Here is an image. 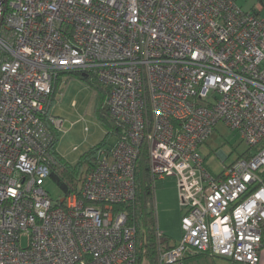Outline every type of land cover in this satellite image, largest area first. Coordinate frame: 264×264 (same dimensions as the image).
Here are the masks:
<instances>
[{
    "label": "built area",
    "instance_id": "2783aa9c",
    "mask_svg": "<svg viewBox=\"0 0 264 264\" xmlns=\"http://www.w3.org/2000/svg\"><path fill=\"white\" fill-rule=\"evenodd\" d=\"M66 71L108 88L118 133L80 191L54 200L64 120L44 115ZM220 122L251 157L215 175L202 148ZM144 147L184 209L160 264L195 252L261 264L264 18L236 0H0V264H138L137 225L115 207L136 197Z\"/></svg>",
    "mask_w": 264,
    "mask_h": 264
},
{
    "label": "rangeland",
    "instance_id": "374dc122",
    "mask_svg": "<svg viewBox=\"0 0 264 264\" xmlns=\"http://www.w3.org/2000/svg\"><path fill=\"white\" fill-rule=\"evenodd\" d=\"M263 1L237 0L245 10L255 8L264 18ZM104 102L105 97L90 82L75 74H65L62 77L50 107V113L64 120L59 132L57 150L69 163L76 164L83 154L102 143L107 134L114 131V122L108 123L99 117L98 109ZM115 139L116 135L110 136L111 143ZM248 150L249 146L242 140L239 133L220 122L214 134L202 148V153L206 157L209 170L219 175L224 171L225 166L230 165ZM220 152L225 154L226 158H223ZM45 187L54 200L64 197V192L51 178L47 179ZM154 191V210L159 229L172 236L171 239L181 241L184 209L176 178L156 180ZM26 243V239H23V244L26 245ZM142 264H149V262L145 259ZM215 264L234 263L223 257H215Z\"/></svg>",
    "mask_w": 264,
    "mask_h": 264
},
{
    "label": "trees",
    "instance_id": "16d2710c",
    "mask_svg": "<svg viewBox=\"0 0 264 264\" xmlns=\"http://www.w3.org/2000/svg\"><path fill=\"white\" fill-rule=\"evenodd\" d=\"M264 3V1H263ZM256 14V10H252ZM65 74H75L79 78L88 81L94 88H97L105 97V102L98 109L99 117L108 122H114V131L109 132L105 140L99 145L91 148L81 156L76 164L69 163L64 159L57 150L59 140V132L55 133V142L53 144V152L58 164L52 169L50 178L54 180L60 189L67 196L74 192L80 191V185L85 173L93 166L98 151L110 143V136L117 135L118 122L110 115L107 107V96L109 90L106 86L99 82L98 78L89 73L81 71H66L59 75L55 83L52 94L46 105L44 118L54 116L50 113V107L56 96L60 81ZM241 157H251L249 150L240 155ZM155 178L150 171V159L147 149L144 147L139 155L136 169V197L134 200L116 205V211H126L129 215L130 223H135L138 229V258L142 264L145 259L149 264H160L162 254L174 247L172 239L169 235L163 233L157 224L156 213L154 210L155 203ZM215 257L208 252H195L185 255V264H215Z\"/></svg>",
    "mask_w": 264,
    "mask_h": 264
},
{
    "label": "crops",
    "instance_id": "0c3cea01",
    "mask_svg": "<svg viewBox=\"0 0 264 264\" xmlns=\"http://www.w3.org/2000/svg\"><path fill=\"white\" fill-rule=\"evenodd\" d=\"M237 1V0H236ZM238 3V2H237ZM239 4V3H238ZM242 8H243V6L241 5V4H239ZM244 9V8H243ZM245 10V9H244ZM251 10H255V8L254 9H251ZM256 12L258 13V15H260L261 16V14H260V12L258 11V10H256ZM162 231V230H161ZM163 233H165V234H167V235H169L167 232H164V231H162ZM170 236V235H169ZM170 237H172V236H170ZM173 238V237H172ZM173 241V244L174 245H176L177 243H178V240H174V239H172ZM261 264H264V247L262 248V250H261Z\"/></svg>",
    "mask_w": 264,
    "mask_h": 264
}]
</instances>
